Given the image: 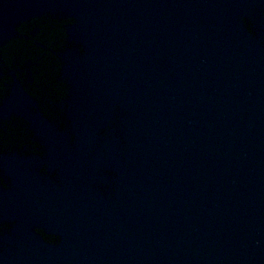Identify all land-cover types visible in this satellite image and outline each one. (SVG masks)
<instances>
[{"label":"water","instance_id":"1","mask_svg":"<svg viewBox=\"0 0 264 264\" xmlns=\"http://www.w3.org/2000/svg\"><path fill=\"white\" fill-rule=\"evenodd\" d=\"M33 22L69 92L0 110L56 176L0 197V264H264V0H0V51Z\"/></svg>","mask_w":264,"mask_h":264},{"label":"flooded vegetation","instance_id":"2","mask_svg":"<svg viewBox=\"0 0 264 264\" xmlns=\"http://www.w3.org/2000/svg\"><path fill=\"white\" fill-rule=\"evenodd\" d=\"M38 24V22L30 24L27 31L29 33L21 34L20 40L14 42L15 44L9 43L0 51V110L5 108L7 100L12 99L15 89L17 94L20 93L17 87L19 85L24 94L37 104L35 107L29 106V111L33 114L42 113L46 121L53 124L63 119V114L56 106L59 101L66 99L69 92L68 82L62 79L56 67L59 60L58 53L62 51L60 47L63 42L65 45L67 42L45 29L43 30L49 33L50 37L44 32L30 34L32 25ZM22 102L24 103L23 99ZM14 113V111L8 113L9 117L0 116V197L15 190V196L19 195L21 191L16 187V183L28 181L37 185L40 196L45 202L48 200L46 193H52L51 186L56 176L48 174L40 167L47 169L49 164L52 165L53 160H49L25 115L17 116ZM33 158H38L42 163L40 162L39 165L29 161L25 169L19 165L15 171L17 164L12 162L17 159L33 160ZM13 165L16 167L14 168ZM25 200L30 199L26 196L23 201ZM15 230H22L18 221H0V235L10 234Z\"/></svg>","mask_w":264,"mask_h":264},{"label":"trees","instance_id":"3","mask_svg":"<svg viewBox=\"0 0 264 264\" xmlns=\"http://www.w3.org/2000/svg\"><path fill=\"white\" fill-rule=\"evenodd\" d=\"M59 25V24H58ZM58 25H56V27L58 26ZM59 27V26H58Z\"/></svg>","mask_w":264,"mask_h":264}]
</instances>
